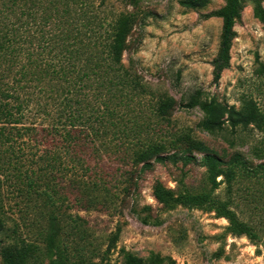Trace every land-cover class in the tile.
<instances>
[{
    "label": "trees",
    "instance_id": "16d2710c",
    "mask_svg": "<svg viewBox=\"0 0 264 264\" xmlns=\"http://www.w3.org/2000/svg\"><path fill=\"white\" fill-rule=\"evenodd\" d=\"M248 2L264 25V0H225L206 15L222 19L220 49L213 60L216 82L230 65L235 24ZM181 3L198 8L209 0ZM105 4L106 0H0V231L10 218L11 198L26 212L50 205L52 210L40 213L51 222L75 206L117 208L134 199L143 173L157 163L188 164L196 159L195 151L206 152L203 161L213 188L232 182L242 171L264 167V161L254 164L242 152L225 160L186 134L173 138L166 125L177 107L200 108L198 126L211 134L227 127L262 131L264 111L254 99L236 108L206 98L201 89L181 101L152 90L124 61L132 47L128 36L135 15L113 14ZM252 154L264 159V143L254 146ZM153 195L168 203L174 190L157 181ZM211 208L229 219L235 233L261 238L226 204ZM2 246L0 238L1 264H26L2 253ZM124 264L176 261L152 252L146 260L129 254Z\"/></svg>",
    "mask_w": 264,
    "mask_h": 264
},
{
    "label": "rangeland",
    "instance_id": "374dc122",
    "mask_svg": "<svg viewBox=\"0 0 264 264\" xmlns=\"http://www.w3.org/2000/svg\"><path fill=\"white\" fill-rule=\"evenodd\" d=\"M224 3L209 0L207 5L193 8L181 0H106L103 7L113 14L135 15L128 36L132 47L124 53V61L155 92L181 101L201 89L206 98L236 108L254 99L264 111V25L254 16L251 2L235 24L230 65L214 81L213 60L220 49L222 19L206 15ZM202 117L198 107H177L171 121L164 124L174 132L173 138L189 135L225 160L242 152L254 164L264 161L252 154L254 146L264 143V130L227 127L223 133L211 134L199 128ZM194 154L196 159L188 164L157 163L143 173L134 199L117 208L75 206L62 209L65 215L51 222L40 213L52 210L50 205L26 212L11 198L10 218L0 231L2 253L15 255L26 264H124L129 254L146 260L152 252L170 256L176 264H264V167L242 171L232 182L213 188L203 161L206 152ZM105 161L111 165L107 158ZM157 181L174 190L172 201L162 203L154 197ZM224 204L261 238L235 233L229 219L211 208Z\"/></svg>",
    "mask_w": 264,
    "mask_h": 264
}]
</instances>
